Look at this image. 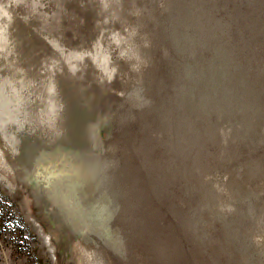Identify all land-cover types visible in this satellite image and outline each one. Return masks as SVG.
Masks as SVG:
<instances>
[{
  "label": "rangeland",
  "instance_id": "obj_1",
  "mask_svg": "<svg viewBox=\"0 0 264 264\" xmlns=\"http://www.w3.org/2000/svg\"><path fill=\"white\" fill-rule=\"evenodd\" d=\"M0 98L96 162L0 124V264H264V0H0Z\"/></svg>",
  "mask_w": 264,
  "mask_h": 264
},
{
  "label": "bare ground",
  "instance_id": "obj_2",
  "mask_svg": "<svg viewBox=\"0 0 264 264\" xmlns=\"http://www.w3.org/2000/svg\"><path fill=\"white\" fill-rule=\"evenodd\" d=\"M7 103L8 102H6L5 104H0V124H1V127L4 129H8L9 127L11 129V130L10 129L9 130L12 133V135H11L12 137H11V139L7 138V140L10 143V145L14 148V150H16L19 154V155H17V158L15 160H17V162H20V164L31 166V164H32L31 163L32 162L31 156H33V160L34 159L38 160V161H35V162H37V164L42 163V165H43L42 169H43V171H45L44 177H48V179L50 178V179H52V181H53V177H58L59 179H58L57 183L59 184L61 182L63 185L62 186L63 191H65L64 195H62V193L59 192L53 198L58 199V198L62 197V199L65 201L64 205L68 206L69 208L72 206L71 208H73V211L75 209L76 212L78 213L81 210V208H80L81 205L79 203V200L77 201L71 195L67 194V189L68 188L72 189V186H74V188L77 187V185H76L78 182L77 180H79L81 178L80 175L82 173L84 175V178H89V177L93 178L94 176H92V173L94 172V169H92V167H95L94 163H96V162H90L91 164H88V162H86L87 164L84 167V169H81V171L80 170L78 171L76 169H75V171L71 170V172H69V174L66 176V178L63 177V175H62L63 172L60 170V167H62V165L65 166L66 164L70 165V163H72L71 154H66L67 156L63 154L62 156H59V157L52 156V158L50 160H48V162H47L49 164L44 165L45 163L41 162V161L44 159V157H46L47 152L44 149L45 156L42 155V157H41L40 154H43V152H41V150H43L44 147L40 148L42 145H38L37 144L38 142L34 145L31 143L30 135H29V133L31 132V127L28 124L27 115L25 113H23V115H21L22 113L20 114L21 110L18 111L20 108L19 104L12 103L11 107H7L6 106ZM21 109L23 112V108H21ZM41 143H43V142H41ZM53 155H54V152H53ZM50 157H51V155H50ZM39 158H40V161H39ZM73 158L75 159V157H73ZM50 162L54 165H51ZM63 162L65 164H63ZM69 165L67 167H69ZM36 166H39V165H36ZM36 166H33V167H36ZM64 175H65V173H64ZM98 182L99 181H97V183ZM51 187H52V185H51ZM51 190H53L56 193L55 187H52ZM68 190L70 191V189H68ZM49 194L50 193L48 192V195ZM43 197L46 198L45 196H43ZM53 198H52V195H50V197L47 198L48 200H45V207H47V208L49 207V205H50L49 202ZM100 201H101V199H100ZM100 201L99 200L97 201L98 204H96L97 202L95 204L93 203V207H91L89 209V211H92L90 213L92 217H94L95 214L99 213V210L101 208V202ZM58 206H59V210L54 211V212L50 211L49 209H46L47 215L49 216V218L51 220H53L55 222H56V220H58L59 222L60 221L65 222L64 225L69 224L71 221V220H69L71 213L66 211L65 206L61 207L60 204ZM112 207H113V204L111 202H109L107 207L105 208V211H104V212H106L105 213V223H104V226L100 230L103 233H107L106 236L109 235V229H110V224H109L110 219L109 218H110V213H111ZM77 217H78V215H77ZM59 227H62V226H59ZM72 229L74 231V227H72Z\"/></svg>",
  "mask_w": 264,
  "mask_h": 264
}]
</instances>
